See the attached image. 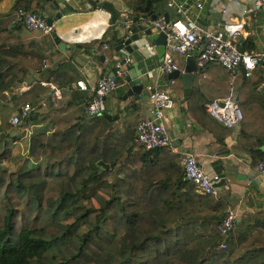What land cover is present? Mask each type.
<instances>
[{
	"label": "trees",
	"instance_id": "1",
	"mask_svg": "<svg viewBox=\"0 0 264 264\" xmlns=\"http://www.w3.org/2000/svg\"><path fill=\"white\" fill-rule=\"evenodd\" d=\"M123 1L134 3L130 16L141 23L156 16L151 6L161 0ZM17 7L55 16L46 0H16L14 12L0 15V93L44 69L49 73L45 85L34 81L9 101L16 111L25 103L34 110L17 124L0 126V264H264V209L240 215L223 234L218 226L226 197L196 192L184 178L178 153L168 147L146 150L137 142V102L127 104L121 121L106 110L88 115L93 92L71 88L79 77L72 56L57 50L52 34L16 21ZM105 36L82 46L99 51V78L109 74L106 61L120 43ZM173 60L178 65L174 55ZM209 65L220 77L207 90L202 76ZM195 74L188 115L223 142L230 129L205 104L228 94V72L209 63ZM177 84L179 77L173 90ZM234 87L242 112L234 147L247 152L256 167L264 154V91L241 72ZM39 121L50 128L31 134L13 170L3 168L12 142ZM99 160L109 167L98 166Z\"/></svg>",
	"mask_w": 264,
	"mask_h": 264
},
{
	"label": "crops",
	"instance_id": "2",
	"mask_svg": "<svg viewBox=\"0 0 264 264\" xmlns=\"http://www.w3.org/2000/svg\"><path fill=\"white\" fill-rule=\"evenodd\" d=\"M66 1L72 6V10L64 13L66 9L63 8L61 16L52 23L53 33H55L59 42L65 45V49H60L58 45H56V48L66 56H72V63L79 74L78 80L82 79L91 86L103 74L102 66H100L95 57V55L99 54V51L94 48L86 50L82 46L102 37L103 34L106 35V40L116 39L121 42L129 36L130 29L133 26L141 23H133L131 19H128L130 21L128 25L124 22L125 18L132 13L133 2L106 0L113 3L120 13L116 23L113 24L110 22L108 12L103 8L93 7L88 0ZM146 1L149 5V1ZM176 1L187 6V10L184 13H178L174 8L168 7L166 0H161L157 4L152 5L151 9L154 10L156 16L162 15L168 20L179 17L193 19L200 26L210 30L222 28L224 23L235 24L241 21L243 27L238 37L240 49L241 46L246 51L264 49V0L256 17L250 20H244L242 12L251 4L252 0ZM198 2H203L202 9L196 7ZM15 3L16 0H0V15L14 12ZM223 9L226 10V13L222 12ZM52 11L56 13L55 10ZM153 32L156 31L153 30ZM138 34L139 39L131 43V52L121 49L115 54L114 58L128 53L132 58V62L126 66V75L123 80L119 81V87L104 98L105 110L109 114L117 115L120 121L125 115L127 104L132 101L139 104L141 116L144 118L149 112L150 91L148 86L152 85L156 79H159L163 85L167 81L164 74L157 72L162 57L158 55L155 43L148 36L143 37V32ZM196 54L197 51L193 53V56H196ZM174 57L182 72L186 64V57L180 54H174ZM113 59L106 61L110 70ZM100 60H103L102 56ZM214 67L215 65H209L205 75L202 76L207 90L210 89L211 84H217L220 77L214 71ZM110 70H107L109 74L112 71ZM131 70L135 79L127 81L126 77L131 76L129 74ZM195 73L194 75H196ZM42 74L32 75L24 82L14 84L8 90L1 92L0 103H7L13 98L20 96L26 91L24 87L30 85L31 81L28 82V80L32 79V82H34L36 81L35 78H41ZM179 78L180 84L176 85L175 90H173L174 88L172 89L174 106L166 112L164 118L168 133L173 140L172 151L178 154L186 150L194 152L199 165L208 175L218 174L220 176L221 182L218 196L226 197L227 209L236 210L238 218L244 213L264 209V174L258 173L255 167L251 166V157L247 152L234 147L240 138V126L230 129V133L223 139V142L216 140L210 131L188 115L187 100H184V92L182 96H179L180 90L183 91V81L180 76ZM249 80L258 92L264 91V61L254 69ZM138 83L143 85L140 97L135 99L134 96H130L124 100L122 97L127 90L133 84ZM194 84L195 79L192 87ZM70 86L72 89L76 88L74 82ZM56 89L59 91V94L56 95L58 97L60 96V89ZM49 128L50 125H45L41 121L32 124L14 141L16 150L26 154L31 134L38 130H48Z\"/></svg>",
	"mask_w": 264,
	"mask_h": 264
},
{
	"label": "built area",
	"instance_id": "3",
	"mask_svg": "<svg viewBox=\"0 0 264 264\" xmlns=\"http://www.w3.org/2000/svg\"><path fill=\"white\" fill-rule=\"evenodd\" d=\"M167 6L174 8L178 13H184L187 6L176 0H166ZM263 5V0H252L251 4L242 12L244 20L256 17ZM198 9L203 8V2L196 3ZM226 13V10H222ZM15 20L22 23L27 29L38 30L44 35L53 33V25L48 24L40 13L31 12L23 7L15 10ZM144 17L141 25L151 28L156 32H163L166 35L165 51L158 65L159 74H170L178 70V65L173 60L174 54L185 57L193 56L197 51L195 63L197 69H204L209 64H218L223 67L229 75V90L225 97L214 99L205 104L206 111L210 116L224 127L234 129L240 126L242 112L237 101V93L234 87L235 78L240 68L245 70V77L249 78L254 69L264 61V49L256 51L241 50L238 37L242 31L241 21L237 23H224L219 29H206L200 26L195 20L189 18H175L165 22L164 16ZM129 20L125 24H129ZM132 58L126 53L115 57L112 64V75L107 74L96 80L89 86L84 80L79 79L75 86L80 90H91L86 112L88 115H97L105 111L104 98L119 87V81L126 75V66L131 64ZM44 85L45 82H42ZM174 79H167L166 84H161L159 79L148 86L149 112L141 119L135 130L137 142L146 150L168 147L173 149V140L168 133L164 123L166 112L174 106L172 87ZM54 89L55 95L59 91ZM26 85L24 90H28ZM35 108L32 103H25L10 117L11 124H17L20 119L26 118ZM179 164L184 178L190 181L196 192L204 195H219L221 178L218 174L208 175L197 161L196 154L191 151L179 153ZM258 173L264 174V154L258 161L256 167ZM238 220V213L234 209H227L222 217L218 229L226 234L233 223Z\"/></svg>",
	"mask_w": 264,
	"mask_h": 264
},
{
	"label": "water",
	"instance_id": "4",
	"mask_svg": "<svg viewBox=\"0 0 264 264\" xmlns=\"http://www.w3.org/2000/svg\"><path fill=\"white\" fill-rule=\"evenodd\" d=\"M48 1V5L52 10H55V16L54 18H49L46 16V14H43V17L46 19L48 24H52L53 21L61 16V12L63 8L66 10L71 11L72 6L66 1V0H46ZM88 2L93 6V7H99L103 8L106 12L109 13L110 15V22L111 23H116L120 13L119 10L114 6L113 3L103 0V1H97V0H88ZM128 19H131L133 23H136L138 18L137 17H131L128 16L125 18L124 22L127 21ZM152 19H156L155 16H152ZM165 22H168V19L165 18ZM139 32H143V37L148 36L151 41H153L156 45V51L159 56H163L164 51H165V42H166V35L163 32H153L151 28H147L141 24H136L130 29V34L127 38H125L123 41H121L115 48L116 51H120L121 49L126 50L127 52L132 51V46L131 43L134 41H137L139 39ZM52 37L54 38V42L60 49H65V45L63 43H60L59 40L57 39L55 33H52ZM162 59V58H161ZM197 71L196 63H195V57L194 56H188L186 57V64L181 72L180 69L170 73L166 74L164 77L166 79L170 78H177L181 77L183 81V92H184V100H187L189 95L192 92V83L194 80V73ZM240 72L242 74V77L245 78V70L243 67L240 68ZM32 74V73H31ZM131 76H127L126 80L131 81L135 79V76L133 75V71L131 70L129 72ZM112 75V73H110ZM32 76V75H31ZM30 76V77H31ZM29 77V78H30ZM28 79V78H27ZM26 79V80H27ZM49 79V73L47 69L43 70V74L41 78H35L36 81H43L47 82ZM31 81V82H30ZM30 84L32 83V79L28 80ZM143 85L141 83L138 84H133L129 90H127L126 94L123 95V99L126 100L130 96H134L135 99H138L140 97V93L142 90ZM260 150L264 152V145L260 146ZM98 166L107 169L109 165L107 163H104L102 160H99L96 163Z\"/></svg>",
	"mask_w": 264,
	"mask_h": 264
},
{
	"label": "rangeland",
	"instance_id": "5",
	"mask_svg": "<svg viewBox=\"0 0 264 264\" xmlns=\"http://www.w3.org/2000/svg\"><path fill=\"white\" fill-rule=\"evenodd\" d=\"M15 107L11 105L9 102L1 104L0 103V126L4 125L7 121H9L10 117L15 113ZM25 153H21L19 150H16L14 142H12L10 146V154L9 156L2 161V167L8 171H11L15 168L18 163L22 162ZM33 163L28 162L27 166H31Z\"/></svg>",
	"mask_w": 264,
	"mask_h": 264
}]
</instances>
